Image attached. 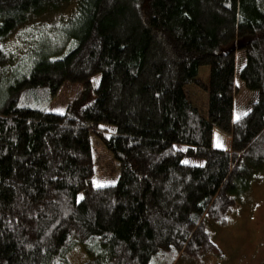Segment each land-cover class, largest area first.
<instances>
[{"label": "trees", "instance_id": "obj_1", "mask_svg": "<svg viewBox=\"0 0 264 264\" xmlns=\"http://www.w3.org/2000/svg\"><path fill=\"white\" fill-rule=\"evenodd\" d=\"M47 15L58 21L31 26ZM30 26L13 56L4 43ZM96 75L80 113L49 110L66 82ZM238 80L258 96L235 116ZM92 136L120 162L114 184H94ZM260 177L264 0H0V264L222 258L209 222L226 225Z\"/></svg>", "mask_w": 264, "mask_h": 264}, {"label": "rangeland", "instance_id": "obj_2", "mask_svg": "<svg viewBox=\"0 0 264 264\" xmlns=\"http://www.w3.org/2000/svg\"><path fill=\"white\" fill-rule=\"evenodd\" d=\"M69 12L70 9H66L61 17L66 18ZM42 21H46L47 24L54 23L58 21V18L47 15L41 20L36 19L31 26L37 27L38 30L43 26ZM31 26L16 30L4 43L7 51L13 56L20 57L29 48V43L32 42L26 39L31 38L29 37L32 32ZM245 62V53L237 51V72L241 70ZM200 77L204 83H209V67L201 69ZM100 79L101 75H96L88 86L82 83L66 82L51 101L49 110L71 114L80 113L85 106L95 100ZM237 84L239 93L235 102V116H240L248 112L253 102L257 100L258 94L249 90L240 80ZM188 91L199 107L206 108L208 95L203 89L190 85ZM110 128L112 130L113 127ZM215 140L217 146L231 150L230 137L217 134ZM92 148L95 186L116 183L121 174L119 160L95 136H92ZM193 162L201 164L195 159ZM238 201V206L228 215L226 225L221 226L218 223L209 222L212 238L224 256L219 258L208 253L203 259V264H264V177L257 178ZM84 256L80 249L72 254L73 260L77 263H81ZM184 262L185 258L179 264H184Z\"/></svg>", "mask_w": 264, "mask_h": 264}]
</instances>
